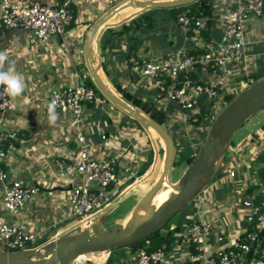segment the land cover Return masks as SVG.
<instances>
[{"label":"crops","instance_id":"obj_1","mask_svg":"<svg viewBox=\"0 0 264 264\" xmlns=\"http://www.w3.org/2000/svg\"><path fill=\"white\" fill-rule=\"evenodd\" d=\"M117 1L119 0H73L72 21L66 30L43 40L37 39L31 32L22 28L0 30V51L5 52L9 60L15 62L16 70L23 75L26 85L22 95L11 97L12 106L0 111V131L14 133V138L3 140L4 153L1 160L3 181L20 180L38 187V194L26 199L15 213L9 214L3 212L0 184V217L27 223L38 230L37 239L52 238L76 224L82 225L83 221L79 222L71 212L68 194L72 186L90 183L81 176H63L55 162L58 157L67 158L74 153L77 134L85 136L88 149L93 156L104 157L112 154L118 159L116 175L120 196L118 195L105 212L112 210L119 199L126 197L129 187L148 181L147 186L135 199L137 201L160 172L165 146L159 135L154 134V129L150 126L144 128L124 115L104 97L97 96L94 102L82 106L81 123H73L70 112L60 109H56L58 119L55 125H50L48 121L49 89L52 86L74 85L87 80L89 76L82 58L84 35L89 25ZM209 1L207 36L202 33L195 34L192 27L182 25L160 7L142 11L154 19L152 28H139L134 33L129 30L126 35L123 32L119 36L111 35L108 29L117 30L123 21L142 13L121 20L120 13L128 6L123 7L110 16L99 29L94 47L96 51L98 46V50L95 52L96 57L95 53L93 54V61L91 57L102 80L111 90L115 89L120 94L113 86V83H118L127 93L143 101L152 102L164 113L165 122L162 125L173 139L175 156L181 155L178 150L186 144L194 151L201 139L203 140L201 132L206 130L204 122L193 126L190 118L198 112L200 106H205V102L201 97L194 98L195 106L187 109L182 108L177 100L169 98L165 93L159 95L147 77H132L129 74L127 56L133 51L158 61L167 51L207 49L214 41L220 39L222 34L219 21L220 5L217 0ZM242 33L243 54L229 74L196 67L189 72L187 80L179 78L174 81L176 87H184L187 94L189 86L194 81L214 84L221 97H218L217 101H212L215 106H210V109L217 111L224 103V95L234 96L246 86L247 75L259 73L260 77L264 76V15H249L243 22ZM131 34H134V46L129 49ZM99 43L102 45L101 50ZM91 44L93 45V38ZM92 49L93 46L91 52ZM5 66L7 67V64ZM74 72L78 74L77 77L73 75ZM255 133H264V129L248 133L245 138L234 143H231L230 139L227 141L209 181L200 190L201 193L198 192L200 195L198 193L195 195L199 197L194 196L195 199L194 197L191 199L194 208L191 217L207 211L213 215L214 222L220 230L228 236L235 237L245 228V223L236 209L230 206V200L245 194L257 195L264 191V168L262 177H259L257 166L262 165L258 160L253 161L256 152L259 150L264 152V142H254L250 137ZM156 165H160L157 173L146 179ZM140 170L142 171L139 172ZM229 170L233 171L232 176L228 175ZM135 201L129 205L126 212L114 216L109 223L114 221L122 223ZM215 208L218 211L215 212ZM96 216L93 215L88 222L95 221ZM181 230V225L175 222L161 228L160 232L169 235L166 244L168 251L166 264H182L187 259L189 251L183 241ZM259 253L255 264H264V242L261 243ZM113 256L115 264L132 262L131 251L128 248L114 253Z\"/></svg>","mask_w":264,"mask_h":264},{"label":"built area","instance_id":"obj_2","mask_svg":"<svg viewBox=\"0 0 264 264\" xmlns=\"http://www.w3.org/2000/svg\"><path fill=\"white\" fill-rule=\"evenodd\" d=\"M217 2L221 8L220 39L214 41L205 50L167 51L158 61L131 51L127 56L129 74L132 77H147L156 92H163L169 98L177 100L182 108L194 107V98L198 97H201L205 103L211 102V107H214L212 101H217L218 97H221L214 84L194 81L185 94L184 87H176L174 81L179 78L187 80L189 72L196 67L229 74L243 54L244 20L249 15H264V0H217ZM72 3L73 0L53 2L2 0L0 30L22 28L39 40L61 34L72 20ZM208 19V14L202 11L189 15L187 7L176 16L179 23L192 27L195 34H200L207 28ZM73 75L78 76L76 72ZM253 81L251 76H246V85ZM53 100L56 101V109L70 112L73 123H81L82 106L94 102L96 93L93 87L80 81L74 85L52 86L47 93V101L50 104ZM12 104L11 97L0 88V111L11 107ZM214 112L215 109H210L209 115H213ZM6 138H14V133L0 131L1 202L3 212L13 214L26 199L38 194V187L20 180L3 181L1 160L4 153L3 140ZM55 162L63 176H81L90 183V185H74L69 190L68 203L72 214L79 219V222L104 212L117 199L120 191L117 189L116 175L118 159L112 154L104 157L90 154L83 134H77L75 137L74 153L67 158L58 157ZM233 174L232 170L228 171V175ZM230 206L236 209L245 223L243 231L235 237L224 234L214 222L213 215L207 211L190 217L181 230L183 241L189 251L187 259L182 264H255L257 262L261 243L264 242V191L261 192L260 199H257L255 194L233 198L230 200ZM216 209L215 212L218 211ZM37 238L38 230L27 223L0 217V250L24 249ZM167 253L165 242H160L150 250L137 248L131 252V264H166ZM108 254L109 252H106L104 259L97 264H103Z\"/></svg>","mask_w":264,"mask_h":264},{"label":"water","instance_id":"obj_3","mask_svg":"<svg viewBox=\"0 0 264 264\" xmlns=\"http://www.w3.org/2000/svg\"><path fill=\"white\" fill-rule=\"evenodd\" d=\"M192 1L194 0H119L100 14L89 25L84 35L82 58L94 87L124 115L144 128L150 126L154 129L165 145L160 172L131 206L129 210L132 216L131 221L127 223L114 221L107 226H98L93 222L89 228L76 224L52 238L41 237L27 248L0 250V264H69L79 254L109 252L144 238L167 222L207 184L233 131L251 114L264 106V76H262L239 90L213 116L197 153L173 180V193L156 209L138 213L164 178L170 182L175 146L171 135L162 124L106 85L91 61L90 45L101 25L123 7H135L137 9L133 14H138L149 8L177 6Z\"/></svg>","mask_w":264,"mask_h":264},{"label":"trees","instance_id":"obj_4","mask_svg":"<svg viewBox=\"0 0 264 264\" xmlns=\"http://www.w3.org/2000/svg\"><path fill=\"white\" fill-rule=\"evenodd\" d=\"M209 5H210L209 0H194V1L187 3V4L177 5V6L160 7V9L165 10L167 13H169L172 16V18L176 19L177 14L182 9H184L185 7H187L189 9V15L196 14L198 11H202L203 13L208 14ZM71 10H72V8H71ZM72 15H73V10H72ZM153 20L154 19L152 18L151 15L142 12L138 15L133 16L132 18H130L127 21H123L120 24L119 29L114 30V31L108 29V33L111 35L114 34L116 36H119V35H121L122 32L126 35L129 30H131V32L134 33L139 28L149 29V28H152ZM71 21H70V23H71ZM201 33L204 36H207L206 29L202 30ZM133 38H134V34H131L130 35L131 43L129 44V47H128L129 49H132V47L134 46L133 45ZM101 48H102V45H101V43H99V49L101 50ZM96 53H97V46H96ZM249 76H251L255 80L258 77H260V74L259 73H252ZM85 83L90 85L91 87H93L94 90L96 92H98L97 89L92 84L89 77L87 78V80H85ZM113 86L120 92V94L122 96H124L127 100H129L133 105L140 108L143 112H145L147 115H149L152 119H154L155 121H157L160 124H163L165 122L164 113H162L157 107H155L152 102L143 101V100L137 98L136 96L127 93L122 87H120V85L118 83H113ZM158 94L164 95L163 92L158 93ZM98 95L100 97H102L99 92H98ZM232 97L233 96L229 95V94L224 95L225 103L228 100H230ZM210 106H211V102H206L205 106L204 105L200 106L198 112H196L195 114H193V116H191L190 121L193 124V126H197L201 122H204L205 119H208V120L212 119V115L210 116L208 113ZM192 117H194V119H192ZM204 133H205V129L201 132L202 137H203ZM178 153L182 154L183 159L186 161V164H188L191 161V159L194 157V155L197 153V148H195L194 151H191L189 146L186 144L185 147H183L182 149L180 148L178 150ZM263 168H264V166H262L258 169L259 177H262V175H263ZM141 171L142 170H140L139 172H141ZM249 190H250V188L247 189V191H249ZM260 197H261V192H259L256 195L257 199H260ZM162 227L163 226H161L160 228H158V229L154 230L153 232L147 234L144 238L137 240L133 243H130L126 246H122V247H126L129 249V251L133 252L137 248H141V247L145 248L146 250L153 249L157 245H159L160 242H165L167 244V242L169 240V235L166 232H160ZM263 241H264V239H263ZM103 264H115V262L112 259L111 250L109 251V254L107 255Z\"/></svg>","mask_w":264,"mask_h":264},{"label":"rangeland","instance_id":"obj_5","mask_svg":"<svg viewBox=\"0 0 264 264\" xmlns=\"http://www.w3.org/2000/svg\"><path fill=\"white\" fill-rule=\"evenodd\" d=\"M135 11H136V9H133V8H128V9L122 10L121 13H120V19L121 20H125V19L129 18L130 16L133 15V13ZM97 34L93 37V45H92L93 46V49H92V53L93 54L96 52L94 47H95V44H96ZM95 57H96V53H95ZM96 65H97V63H96ZM95 93H96V97L99 96L98 92L95 91ZM224 104H225V101H224V103H222L221 107ZM263 107L260 108V110L258 112H256V113L254 112L253 114H251L246 120H244L240 124V126L237 129H235L233 131V133H232V135L230 137V140H229L231 143H234V142H236V141H238L240 139L245 138V136L248 133H251V132H253V131L257 130V129L261 130V131L264 129V108ZM217 111H215L214 113L216 114ZM214 113L212 115V118L215 115ZM210 121L211 120H208V119L204 120L203 126L206 127V129H207ZM250 138H252V140H254V142L257 141V142H261L262 143V142H264V133L251 134ZM160 140H161L162 144L164 145L163 140L161 138H160ZM201 141H202V139H201ZM201 141H200L199 145L196 146L197 151L199 149L198 147H200ZM256 153L257 154L255 155L253 161H257L258 160V162L263 166L264 165V152L262 153L259 150ZM185 166H186V161L183 159L182 154L181 155H176L174 157V160H173V167L171 169V173H170V177H169V181L170 182H168V180H166L165 183L162 185V186L166 187L164 198L162 199V201L160 203L153 204V205H156L158 207V205H160L162 202H164L173 193L174 188H173L172 182H173V180L175 178H177L179 176V174L182 172V170L185 168ZM262 166L258 165L257 167L259 169ZM258 175H259V173H258ZM146 182H148V181H146ZM144 183H141L140 185H132L131 187H129L130 188L129 192L126 195L125 198L119 199L118 202L116 203V206L112 210H110L109 212L108 211H106V212L104 211V212H100L101 214L98 213L100 215L98 217L96 216V220L93 221V222L97 223L98 226H107V224L111 220H113L114 216L116 217V216L121 215L124 212H126V210H128L129 205L135 201V199L140 195V193L145 188V186H147V185H145L146 183L145 184ZM200 193H201V191H200ZM200 193H198V195H200ZM198 195L195 196V197H199ZM195 197L193 199H195ZM192 203L193 202L191 200L188 201L181 209H179L176 213H174L167 220V222H165L162 226L166 227V226H168V224L170 222H175L177 225L180 224L181 227L183 228L184 223H185L184 220H188L189 217H191L193 215L194 208L191 205ZM126 216L123 218L122 223H127V221L125 220ZM93 222H88V220H84L82 222L81 226L89 228L90 224L93 223ZM125 248L126 247H118V248L112 249L111 250L112 257H114L113 256L114 253L119 252V251H121L122 249H125ZM82 258L83 259H81L80 261L72 262V264H93V261H92L93 260V256L92 255H86V256H83Z\"/></svg>","mask_w":264,"mask_h":264},{"label":"clouds","instance_id":"obj_6","mask_svg":"<svg viewBox=\"0 0 264 264\" xmlns=\"http://www.w3.org/2000/svg\"><path fill=\"white\" fill-rule=\"evenodd\" d=\"M7 64V67L5 66ZM25 79L17 72L15 62L9 60L8 55L0 51V88L10 97H18L25 91ZM56 101L53 100L48 106V121L55 125L58 114L56 112Z\"/></svg>","mask_w":264,"mask_h":264},{"label":"bare ground","instance_id":"obj_7","mask_svg":"<svg viewBox=\"0 0 264 264\" xmlns=\"http://www.w3.org/2000/svg\"><path fill=\"white\" fill-rule=\"evenodd\" d=\"M128 8H135V7H132V6H128L127 8H125V9H128ZM125 9H123V10H125ZM135 9H137V8H135ZM117 12V11H116ZM101 27H103V25H101ZM100 27V28H101ZM92 43V42H91ZM91 47H92V44L90 45V55H91V57H92V61L94 60V58H93V53L91 52ZM101 77V76H100ZM153 132H155L154 134H156V131L154 130ZM159 166L160 165H156L155 167H154V169L150 172V174H148V177L146 178V179H149V178H151V177H153L156 173H157V170H158V168H159ZM167 179L166 178H164V180H162V182L160 183V185L158 186V188L152 193V195L147 199V201L145 202V204H144V206H143V208L141 209V210H139L138 211V213H146V212H148V211H150V210H153V209H156L157 208V206L156 205H153V204H158V203H160L161 201H162V199L164 198V194H165V191H166V187L165 186H162L164 183H165V181H166ZM145 182V181H144ZM141 183V182H140ZM139 183V184H140ZM146 183V182H145ZM144 183V184H145ZM146 185V184H145ZM147 188V187H146ZM120 196V195H119ZM159 206V205H158ZM131 219H132V216H131V214H130V212L127 214V216H126V218H125V220L127 221V222H130L131 221ZM86 255H92L93 256V263H100L103 259H104V257H105V255H106V252H104V251H99V252H93V253H86V254H79V255H77L76 257H75V261H80L81 259H83L82 257L83 256H86Z\"/></svg>","mask_w":264,"mask_h":264}]
</instances>
